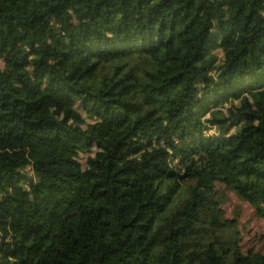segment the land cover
I'll list each match as a JSON object with an SVG mask.
<instances>
[{"label": "trees", "instance_id": "16d2710c", "mask_svg": "<svg viewBox=\"0 0 264 264\" xmlns=\"http://www.w3.org/2000/svg\"><path fill=\"white\" fill-rule=\"evenodd\" d=\"M1 58L0 264H264V0H0Z\"/></svg>", "mask_w": 264, "mask_h": 264}, {"label": "rangeland", "instance_id": "374dc122", "mask_svg": "<svg viewBox=\"0 0 264 264\" xmlns=\"http://www.w3.org/2000/svg\"><path fill=\"white\" fill-rule=\"evenodd\" d=\"M217 57L221 58L219 49L216 51ZM0 65L4 69L6 64L0 59ZM77 108L81 111L87 122L92 120L86 114V111L77 103ZM213 132V131H212ZM86 154L81 155V161L85 164ZM177 164V159H174ZM28 172H30L27 169ZM216 198L220 202V209L223 216L234 221L240 236L241 252L247 256L250 251L264 253V219L256 215L255 210L249 203L241 200L231 189L227 188L223 183L216 182L214 187Z\"/></svg>", "mask_w": 264, "mask_h": 264}]
</instances>
